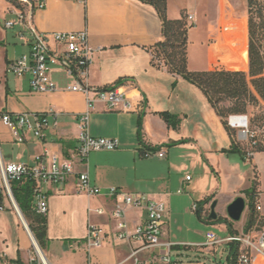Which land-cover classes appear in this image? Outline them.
<instances>
[{"label": "crops", "instance_id": "1", "mask_svg": "<svg viewBox=\"0 0 264 264\" xmlns=\"http://www.w3.org/2000/svg\"><path fill=\"white\" fill-rule=\"evenodd\" d=\"M9 8V2L0 0V113L50 112L51 115L44 137L36 139L25 134L23 144H15L9 130L0 124L3 160L28 165L45 156H55L60 162L73 160L81 133L80 118L87 111L85 98L65 91L70 80L57 70L50 76L59 91L48 94H32L27 76L17 79L5 74L6 63L26 54L29 43L25 27L15 24L10 30L4 29L3 22L13 19L7 13ZM182 12L193 18V26L187 34L188 71L248 73L246 0H242L238 11L229 12L218 5L215 15L203 20L199 19L195 8L189 11L174 8L167 0L168 19H179ZM32 24L37 32L45 35L85 30L92 51L87 72L89 86L102 89L117 85L130 106L128 111H108L103 104L97 103L89 111L86 133L92 138L115 140L118 144L113 152L91 153L82 163L74 160L76 173L86 172L90 184L100 190L99 196L77 194L75 175L61 186L43 187L48 202L44 249L47 263L134 264L130 254L139 248L137 243L105 240L99 248H87L84 241L88 224L101 227L107 233L115 232V224L107 216L115 201L107 197V192L116 188L119 192L147 195L166 204L160 235L162 245L136 255L140 263L163 264L160 261L166 252L163 245L170 244L171 249L180 246L172 241L175 239L167 231L173 214L177 216V212L179 215L182 212L172 206L173 201L181 199L179 196L182 195L186 206L213 197L211 203H216L217 217L224 218L218 212L219 195L224 189L225 173L236 167V160L231 157L232 153L223 152L229 151L232 143L237 144L236 132L230 129L233 135H228L221 119L198 88L150 64L151 49L161 41V23L152 6L138 0H85V4L44 0V7L34 10ZM14 41L20 43L19 49L5 47L10 42L14 45ZM161 113L178 118L179 126L169 128L159 117ZM140 144L149 151L163 150L164 159H142L138 154ZM240 157L243 159L242 155ZM245 162L254 167L257 176L264 171L257 162V155ZM186 177L190 180L186 181ZM179 189H183L180 195L177 194ZM230 195L228 202L232 203L243 193L232 191ZM210 204L203 207L202 216ZM96 208H102L106 215L94 214ZM145 220L144 210L126 209L129 233ZM228 236L233 235L228 233L220 240ZM204 244L205 234L200 240L187 243L195 248L191 256H187L191 262L178 258L174 261L178 264H221L224 259L227 264L229 247L225 252V246L203 247ZM29 249L30 241L16 214L9 210L0 212V256L5 255L10 263L19 260L28 264ZM174 254L179 256L178 252Z\"/></svg>", "mask_w": 264, "mask_h": 264}, {"label": "built area", "instance_id": "2", "mask_svg": "<svg viewBox=\"0 0 264 264\" xmlns=\"http://www.w3.org/2000/svg\"><path fill=\"white\" fill-rule=\"evenodd\" d=\"M10 3L7 13L13 17L12 20L4 21L5 30H10L15 24L25 27L29 34L28 51L15 60L5 65V74L17 79L27 76L29 79V90L32 94H48L59 91L51 79V73L60 71L70 80L64 89L67 92L77 93L84 96L87 111L80 118L81 133L77 138L73 160L60 162L55 156L37 158L33 165L24 163H5L0 150V212L12 211L20 221V225L26 231L33 253L30 254L28 264H48L42 250L37 245L28 227L23 223V218L12 194L11 185L23 178H29L33 182V209L37 215L46 216L48 212L47 196L43 191L45 185H63L68 178L75 175V191L79 195L97 197L100 190L90 184L86 172L76 173L75 161L85 162L91 153L113 152L118 144L115 140L104 138H92L86 133L89 111L97 103L103 104L108 111H128L130 106L126 101L124 93L116 86L96 89L89 86L87 82L88 67L91 62L92 51L88 46L87 32L52 33L41 34L36 31L32 24L34 10L44 7V0H6ZM79 4H85V0H68ZM193 18L186 16V26H193ZM48 113L23 112L19 114L0 113V124L9 130L12 141L15 144H23L25 134H31L36 139L44 137V131L48 127ZM227 126L236 132L237 145L241 149L244 160H250L255 153H264V124L252 127L251 119L246 114H232L226 119ZM138 154L142 159H164L163 150L149 151L140 144ZM75 160V161H74ZM186 181L190 178L186 177ZM183 193L179 189L177 194ZM107 197L114 199L113 208L107 213L109 220L115 224V232L107 233L103 228L88 224L87 234L84 239L87 248H99L103 241L110 243L125 242L127 244L137 243L139 248L131 251L130 257L134 264L138 262L136 255L143 250H152L160 247V235L163 221L167 213L164 202L154 201L147 195L129 194L110 188ZM126 209L144 210L146 220L143 224L135 227L132 233L127 231L125 222ZM256 212L264 211L261 204H255ZM197 204H192L191 212L196 213ZM88 212H91L88 210ZM97 216H104L106 212L102 208L93 211ZM238 244L237 264H250L251 256L248 253H256L264 260V230L257 234L254 239L252 235L242 234L240 236H228L220 240L212 232L205 234L203 247H211L221 244ZM166 252L160 258L163 264H178L171 261L169 250L170 244H164ZM0 264H12L5 255L0 256Z\"/></svg>", "mask_w": 264, "mask_h": 264}, {"label": "trees", "instance_id": "3", "mask_svg": "<svg viewBox=\"0 0 264 264\" xmlns=\"http://www.w3.org/2000/svg\"><path fill=\"white\" fill-rule=\"evenodd\" d=\"M143 4L152 6L161 23V41L151 49L150 64L158 69H164L168 74L181 78L198 88L206 97L210 106L221 119L222 124L232 137L233 132L226 124V119L232 114H244L247 104L254 99L250 88L260 97L264 98V26L256 24L251 16L254 0H246L248 13V73L243 72H190L187 69V34L186 13L182 12L180 18L170 20L166 16L167 0H138ZM260 15V10H257ZM175 86V82L172 87ZM231 103V106H225ZM159 117L172 129L179 126V119L161 113ZM237 148L239 150H237ZM223 153H238L244 156L237 144L232 143L229 151ZM12 194L18 208L28 222V228L41 250L45 249L47 242L46 216L37 215L33 209V182L29 178H23L11 185ZM247 200V217L243 232H249L257 222L258 215L255 209V200L258 196V182L253 181L249 190L243 193ZM213 197H206L197 203L198 210L195 213L200 222H212L209 214L203 213V207L211 203ZM227 226L228 233L235 235L231 224L225 218L217 217ZM264 223V214L260 218ZM229 251L226 257L227 264H237L238 244H228ZM12 264H22L16 260Z\"/></svg>", "mask_w": 264, "mask_h": 264}, {"label": "rangeland", "instance_id": "4", "mask_svg": "<svg viewBox=\"0 0 264 264\" xmlns=\"http://www.w3.org/2000/svg\"><path fill=\"white\" fill-rule=\"evenodd\" d=\"M171 7L177 8L182 7L185 8L187 11H189V8H195L198 12L199 19L203 20L205 17L213 16L215 15L218 5H222L226 9L231 12L232 10H240L242 5V0H168ZM260 10V15H258L257 10ZM251 16L253 18V21L256 24H262L264 26V0H254V6L251 11ZM12 31H8V34H11ZM11 44V42H10ZM5 45L10 50V46H16L17 49H19L20 43L17 41H14V45ZM11 52H9V56H11ZM1 70V66H0ZM250 91L253 94V98L251 101L248 102L246 112L244 114L248 115V117L251 119V125L252 127H259L264 124V98H260L251 87ZM225 106L229 107L231 106V103H225ZM233 132H235L233 130ZM254 155H257V162H259L263 168H264V153H255ZM253 155V156H254ZM231 157L236 160V167H232L231 170H228L227 173H225L226 180L224 179V189L223 192L219 195V207L218 212L220 214L224 215V218L227 219V221L231 224L233 233L236 236H240L242 234L252 235L255 239L257 234L264 230V223L262 224V221H260V218L263 216L264 211L258 212V218L257 222L254 225V227L249 232H243V227L246 221L247 217V200L245 196H239L244 199L245 202V211L240 219L239 222L233 223L227 218L226 209L230 205L231 202H228L231 195L230 193L232 191L245 193L247 190H249L252 186L253 181L256 179L258 182V190L261 192L258 194L255 200V204H261L264 207V171L260 173L259 181L258 176L256 174V171L254 167H251V165L245 160L241 159L240 155L238 153H232ZM184 195V194H183ZM178 198H181L180 200L173 201V208H175L177 211V216L173 214V217H171V220L168 224V230L170 233L171 238L175 239V244L180 243L179 248H172L171 249V261H174V259H181L183 262H188L189 260L187 256H191V253L195 250L193 247L187 246V243L194 242L200 240V236L206 234V232H212L216 235L218 239H221L226 234H228L227 226L223 223H220L219 221H213V222H200L194 213L191 212V204H187L186 201L182 200V195ZM184 207L186 208V213L184 210ZM209 207V206H208ZM173 212H175L174 209H172ZM217 212L215 208V213ZM209 214V209L207 212ZM191 214V215H189ZM23 217V216H22ZM23 220L28 227V222L23 217ZM29 230V228H28ZM26 233V231H25ZM27 235V233H26ZM177 241V242H175ZM187 246V247H185ZM220 246H225V252H227V245L221 244ZM30 252L33 253V248L30 245ZM224 251V250H223ZM174 252H178V257L175 256ZM42 253L45 257L44 250H42ZM248 253L252 254L251 256V262L250 264H264V260L258 256L256 253ZM221 264H224V259L221 261Z\"/></svg>", "mask_w": 264, "mask_h": 264}, {"label": "water", "instance_id": "5", "mask_svg": "<svg viewBox=\"0 0 264 264\" xmlns=\"http://www.w3.org/2000/svg\"><path fill=\"white\" fill-rule=\"evenodd\" d=\"M216 203H211L209 206V218L215 221L217 215L215 213ZM245 211V202L241 197H237L226 209L227 218L233 222H239Z\"/></svg>", "mask_w": 264, "mask_h": 264}, {"label": "bare ground", "instance_id": "6", "mask_svg": "<svg viewBox=\"0 0 264 264\" xmlns=\"http://www.w3.org/2000/svg\"><path fill=\"white\" fill-rule=\"evenodd\" d=\"M23 221V220H22ZM23 223L25 224V222L23 221ZM26 225V224H25Z\"/></svg>", "mask_w": 264, "mask_h": 264}]
</instances>
